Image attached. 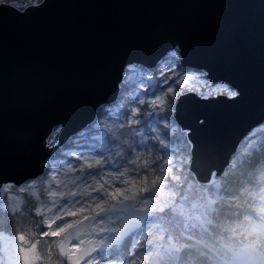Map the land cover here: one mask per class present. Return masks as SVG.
Masks as SVG:
<instances>
[{"label": "water", "instance_id": "water-1", "mask_svg": "<svg viewBox=\"0 0 264 264\" xmlns=\"http://www.w3.org/2000/svg\"><path fill=\"white\" fill-rule=\"evenodd\" d=\"M8 5L0 4V185L42 173L69 135L116 98L126 65L153 66L176 47L182 64L237 92L179 96L173 117L186 131L189 167L198 179L218 176L241 136L256 125L254 114L264 118V0H42L23 10ZM55 125H61L56 147H45ZM95 216L70 229L82 233Z\"/></svg>", "mask_w": 264, "mask_h": 264}, {"label": "trees", "instance_id": "trees-1", "mask_svg": "<svg viewBox=\"0 0 264 264\" xmlns=\"http://www.w3.org/2000/svg\"><path fill=\"white\" fill-rule=\"evenodd\" d=\"M7 1L23 7L28 3L38 2L40 0ZM169 57H173L174 59L169 60ZM162 73H166L172 78L167 84L163 83ZM148 74L156 77L157 81L149 84L146 78ZM201 76L203 79L204 74L202 71L179 65L177 50L170 52L159 67H144L140 64H134L128 67L120 83L121 89L117 101L107 108L103 107L97 116L98 118L90 125H87L83 131L73 136L55 153L47 165L46 172L39 180H36L35 187L30 191L31 195L28 198L18 197V203H22L26 211L34 212L37 218L44 216L41 229L45 233H51L59 225L57 216L61 213L59 209V205L63 200L61 193L66 197L73 189L78 190L81 184L87 183L90 188H98L100 184H104L107 187L108 183H115L117 177H119L121 181H127V184L121 183L118 185L122 190L127 192L128 189H131V191L139 194V189L145 183L151 186L152 180L159 173L150 171L148 180L145 181L142 175L140 178H136L134 169L139 168L140 172L143 173L145 167L149 169H159L161 167L167 169L170 167L171 172H169L167 177L158 180L156 182L157 186L164 184L165 192L168 191L171 183H176L178 186L183 187L182 182L188 178L185 177L184 172L185 155H187L189 147L185 134L180 131L172 118V114L170 120H161L160 116L163 113L159 111V101L157 105H152L151 102L156 100L158 96H161L162 90L167 89L169 84L173 87L174 92L176 90H179V92L194 90L201 95H209L223 92L222 90L225 88L231 91L227 85L222 83L211 84L204 79L202 82H199L198 78H201ZM255 138L264 140V123L243 137L236 152L230 157L229 165L218 179L220 183H223L224 180L229 182L228 186L231 192L234 193L241 205L247 204L248 201L246 202V200L248 195L250 193H256L259 187L264 184V172H259L262 166L258 167L253 165L249 154L244 151L247 149L246 145ZM138 154L141 155L137 160ZM77 157L80 158L78 159ZM157 157L160 158V161L168 159L171 161V164H161L157 160ZM97 160L101 161L103 167L96 165L95 162ZM247 163L250 165H247ZM88 164H92L93 167L90 169ZM57 165L59 166L58 168H53ZM246 167L250 168L249 171L245 169ZM126 169L127 171H125ZM89 172L93 174L99 172L102 176L97 175L96 180L93 181L88 177ZM121 172L125 173L124 176H120ZM172 175L178 176L180 180H171ZM44 180L49 182L48 188L45 187ZM55 180L62 182L73 181V183L65 184L62 186V189H58L59 184ZM78 180L83 182H77ZM248 180L250 181L246 183ZM190 183L192 187L184 189L185 193L188 194V201L183 203L181 207L186 208L188 202H196L198 195L195 186L196 182L190 181ZM251 183L253 186L247 190L246 195L240 196V194H243L241 190ZM52 193H56V195H52ZM128 194L130 195L131 192H128ZM143 195L148 196L150 193L145 192ZM160 198L162 197L156 198V201H159ZM176 199L179 200V195L176 196ZM108 203H114V201L109 198ZM96 204V201H89L88 204H85L82 211L78 210L79 207L77 205L76 208H72L76 210V215L68 214V216L79 217L80 214L77 211H93L97 209ZM102 206L106 207L108 205L105 204ZM66 212L68 213L69 211L66 210ZM246 215L240 216L238 213L237 216L230 219L232 226H234V223H239L243 220ZM32 226L33 221L30 220L29 228L31 234H34V228ZM245 226L243 225V227ZM241 229L242 227H236L235 233ZM144 232L148 238L154 242H159V233H157L155 227L144 228ZM137 235H139V232H137ZM164 235L165 239H167V233H164ZM223 238H232V236L228 232ZM141 244L144 245V248L151 247L144 238L141 239ZM36 250V259L40 260L41 264H53L48 259L46 250L38 243H36ZM136 250L143 255V249L139 245H137ZM123 259L127 263L133 260L134 257L125 252ZM136 259L139 261L136 264H141L140 258ZM86 261L87 259H83L81 264H86ZM113 262L117 264L116 260L110 259V263ZM93 264H96L95 260ZM143 264H152L151 258H144Z\"/></svg>", "mask_w": 264, "mask_h": 264}, {"label": "snow or ice", "instance_id": "snow-or-ice-1", "mask_svg": "<svg viewBox=\"0 0 264 264\" xmlns=\"http://www.w3.org/2000/svg\"><path fill=\"white\" fill-rule=\"evenodd\" d=\"M15 6L19 7L18 4ZM24 6L26 7V5ZM168 59L174 58L169 57ZM162 76L165 84L172 79L166 73H162ZM222 91L229 97L237 95L235 91H230L227 88ZM180 95L182 93L179 90L174 92L173 87L169 84L167 89L162 90V95L151 102L152 105H157L159 101V111L163 113L160 116L161 120H170ZM56 144L57 137L53 134L45 147L55 148ZM140 155H137V160ZM157 160L160 161V158L157 157ZM95 163L103 167L100 160ZM160 163L170 165L171 161L164 159ZM88 167L91 169L93 165L88 164ZM133 171L136 173V178H140L142 175L145 181L148 180L150 171L159 174L152 180L151 186L145 183L139 189V194L131 191V189H128L127 192L122 190L118 185L127 184V181H121L119 177L115 183H108L107 187L100 184L98 188H93L92 191L97 193L95 196H92L87 190L84 192L70 191L66 197L61 193L63 200L59 205L60 210L76 208L79 205L78 210L82 211L84 205L88 204L89 201L97 202L96 207L99 211L93 220L100 227L98 232L85 233V235L96 236L94 241H90L92 243L91 249L85 250L89 257L86 264H93V260L96 261V264H100L101 261L110 264V259L116 260L117 264H125L123 259L125 252L134 257L133 260L128 261V264H136L135 258H140L141 264H143V259L149 257L152 264H264V224L252 226L248 234H255L256 239L247 244L231 241L227 243L217 242L215 238L221 235L224 222L235 217L239 211L238 206L233 203L235 195L231 192L227 180H224L223 183L209 180L203 185L197 181L195 185L198 192L196 202H188V206L185 208L181 207L183 203L188 201V194L185 193L184 189L192 187L190 181L194 180V177L186 178L182 182L183 187L171 183L168 191L165 192V185L157 186L156 182L168 176L171 172L170 167L167 169L145 167L143 173L140 172L139 168ZM124 174L121 172L120 176H124ZM97 175L102 176L99 172L96 174L88 173V177L93 181L96 180ZM171 180L179 181L180 178L172 175ZM0 187L9 191L13 185H0ZM113 188L114 190H112ZM20 191L23 192L25 189L20 188ZM128 192L131 194L129 195ZM145 192L150 193V195L144 196L143 193ZM52 195H56V193H52ZM177 195H179V200L176 199ZM77 196L80 199H76ZM158 197L162 198H160L159 203H156ZM109 198L114 203H108ZM129 200L133 203H124ZM105 204L108 205L107 208L102 207ZM67 214L76 215V212L69 211ZM57 219H62V217L57 216ZM69 227H71L70 224H61L58 225L57 231L47 234L59 235L66 232ZM147 227L156 228L157 233H159V242L162 243L154 242L148 238L144 232V228ZM232 231L235 234V229ZM164 233H167V239H165ZM68 235L77 240L78 243H84L79 235L74 237L72 233ZM142 238L146 239L151 247L144 248V245L141 244ZM18 239L23 244L25 235L21 234ZM137 245L143 249V255L136 250ZM30 247L35 248V244H31ZM20 251L24 253L27 249L22 246ZM61 253L67 255L62 247ZM93 253L96 254L95 257H93ZM68 259L70 260L71 257ZM23 264H31V261L25 256Z\"/></svg>", "mask_w": 264, "mask_h": 264}, {"label": "rangeland", "instance_id": "rangeland-1", "mask_svg": "<svg viewBox=\"0 0 264 264\" xmlns=\"http://www.w3.org/2000/svg\"><path fill=\"white\" fill-rule=\"evenodd\" d=\"M199 80L202 78H198ZM53 134H55V132H53ZM52 134V135H53ZM53 168H57L56 166H54ZM45 183V187L48 188L49 182L48 181H43ZM36 184V180H30L27 184L23 185L21 188H24L25 191L23 192H19L18 195L13 197V203H12V207L15 208L14 213L16 215H23L26 212L25 207L21 208L20 207L23 205L22 203H18L19 199L18 197H24V198H28L31 195V189L33 187H35ZM57 184H59V187H57L58 189H62V186L66 184V182H62L57 180ZM86 186V184H81V188H84ZM262 199V203H263V208H264V194L261 195L260 197ZM76 199H80L79 196L76 197ZM156 203H159V201H156ZM78 207L80 208V206L78 205ZM85 207V205H84ZM68 211H75L74 209L70 208V209H66ZM262 220H257L258 225L260 224H264V212L263 215L261 216ZM100 226H96L95 230L98 231V228ZM87 237L89 239H91L88 235ZM75 240V239H73ZM77 241V240H76ZM60 247H64V243H63V239L61 238L60 241ZM28 255V258H33L36 256L37 254V250L36 248H32V247H28L27 251L22 253L20 251V247H16L14 245H9L6 246L3 242H2V238L0 237V264H23L20 260H18L20 257H22V255Z\"/></svg>", "mask_w": 264, "mask_h": 264}, {"label": "bare ground", "instance_id": "bare-ground-1", "mask_svg": "<svg viewBox=\"0 0 264 264\" xmlns=\"http://www.w3.org/2000/svg\"><path fill=\"white\" fill-rule=\"evenodd\" d=\"M29 4H33V3H28V4H26V6L27 5H29ZM24 8H22L21 10H23ZM259 113V112H258ZM261 116V115H260ZM259 116V114H254V117H253V120H252V122L251 123H256V124H259L260 122H263L264 121V118L263 119H261V117ZM38 119H42L41 117H39ZM242 136H245L244 134L242 135ZM33 137V136H32ZM22 143H24V142H22ZM25 146H27V147H30L31 145L30 144H28V145H25ZM16 151H14V152H10V153H6L4 156H6L7 157V159H9V158H11L12 157V154L13 153H15ZM25 157V159H26V156H24ZM11 160H9L8 162H10ZM8 167V166H7Z\"/></svg>", "mask_w": 264, "mask_h": 264}]
</instances>
